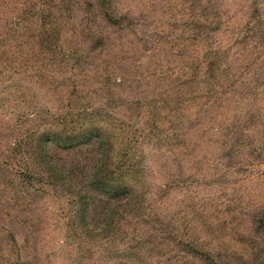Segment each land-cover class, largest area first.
<instances>
[{"label": "rangeland", "instance_id": "obj_1", "mask_svg": "<svg viewBox=\"0 0 264 264\" xmlns=\"http://www.w3.org/2000/svg\"><path fill=\"white\" fill-rule=\"evenodd\" d=\"M83 125L134 193L107 230L35 168ZM0 264H264V0H0Z\"/></svg>", "mask_w": 264, "mask_h": 264}, {"label": "trees", "instance_id": "obj_2", "mask_svg": "<svg viewBox=\"0 0 264 264\" xmlns=\"http://www.w3.org/2000/svg\"><path fill=\"white\" fill-rule=\"evenodd\" d=\"M94 128L83 125L80 129L41 132L37 140L40 160L35 164L37 173L74 196L79 203L78 215L88 231H93L90 229L96 223L107 230L119 215V207L134 196L118 171L113 150L106 146L108 133ZM91 147L96 152L89 155ZM56 150H62L63 155Z\"/></svg>", "mask_w": 264, "mask_h": 264}]
</instances>
